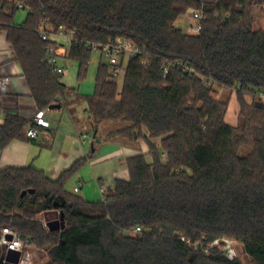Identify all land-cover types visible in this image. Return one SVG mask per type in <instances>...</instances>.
<instances>
[{"label": "trees", "instance_id": "trees-1", "mask_svg": "<svg viewBox=\"0 0 264 264\" xmlns=\"http://www.w3.org/2000/svg\"><path fill=\"white\" fill-rule=\"evenodd\" d=\"M18 3L29 10L20 26ZM200 8L207 20L199 34L176 26ZM257 9L264 0H0V27L40 112L82 100L94 133L122 122L106 140L149 148L127 160L128 181L117 180L94 202L66 190L86 159L56 181L32 166L0 171V239L10 227L47 252L51 264H242L210 248L227 238L264 264V29L255 28ZM47 20L54 29L76 30L70 59L79 83L89 72V43L129 40L143 55L128 62L121 89L100 64L93 95L81 96L45 63L49 43L39 31ZM217 89L236 95V127L226 123L229 102L214 97ZM30 127L7 117L0 150L27 140ZM49 211L59 213L56 230L40 219Z\"/></svg>", "mask_w": 264, "mask_h": 264}, {"label": "crops", "instance_id": "crops-1", "mask_svg": "<svg viewBox=\"0 0 264 264\" xmlns=\"http://www.w3.org/2000/svg\"><path fill=\"white\" fill-rule=\"evenodd\" d=\"M28 13L29 10L26 9L18 10L14 24L22 25ZM5 79L9 80L7 92L1 90V82ZM79 94L91 96L83 95L80 91ZM248 99L252 101L251 97ZM237 111L240 112L239 103ZM38 112L23 69L16 61L13 48L8 42L7 33L0 27V127L9 116L20 117L31 124ZM229 125L236 127L238 117L236 121L231 120ZM103 128L104 125L98 133L95 132L94 137L88 107L82 100L69 107L49 110L45 114L43 125L38 128L36 138L17 140L0 150V171L32 166L56 181L75 163L86 159L87 164L68 181L66 190L78 196L81 194L83 197H80L88 202L98 201L102 199V188L109 189L117 180L130 179L127 167L130 157L149 152L144 141L133 145L118 138L106 140L107 135L117 129L106 131ZM79 184H82V189L76 193L75 188ZM41 216L48 229L56 230L60 227L59 213L49 211ZM19 260L18 252L0 248V264H18Z\"/></svg>", "mask_w": 264, "mask_h": 264}, {"label": "built area", "instance_id": "built-area-1", "mask_svg": "<svg viewBox=\"0 0 264 264\" xmlns=\"http://www.w3.org/2000/svg\"><path fill=\"white\" fill-rule=\"evenodd\" d=\"M220 1V0H215ZM203 4L204 0H198ZM19 10H25L27 7L23 3H18ZM188 17L194 22L189 26V34L197 35L203 29V24L207 20L203 8L192 9L187 13ZM229 17V15H228ZM39 34L44 42L49 43L46 47V65L52 70L56 77L63 76L68 71V61L70 60L71 46L76 42V30H68L64 27L54 29L50 22L47 20L42 25ZM82 44H85L82 42ZM88 49L93 52L98 51L103 57L107 58L106 65L110 68V76L113 80L117 81L119 78L125 77L128 62L131 59L139 58L143 55L142 51L129 40H116L109 43H89ZM144 63V62H143ZM179 65V63L177 64ZM167 72V70H165ZM8 79L1 82V90L7 92ZM258 98L264 101V92L258 94ZM47 111H39L31 121V127L28 130L29 138H36L38 136V128L43 125L44 117ZM82 189V184H79L75 188V192L78 193ZM105 189H101L102 198L104 196ZM141 228L136 229V233H140ZM188 246L201 250L205 254H210L209 248H204L201 243H192L190 240L182 239ZM238 242V241H237ZM234 239L223 238L214 241L210 248L217 247L223 252L230 260L236 258L234 254ZM0 248L6 251H15L20 254V260L18 264H34V254L40 251L29 239H22L16 232L10 227H4L2 230V237L0 239Z\"/></svg>", "mask_w": 264, "mask_h": 264}, {"label": "rangeland", "instance_id": "rangeland-1", "mask_svg": "<svg viewBox=\"0 0 264 264\" xmlns=\"http://www.w3.org/2000/svg\"><path fill=\"white\" fill-rule=\"evenodd\" d=\"M21 15H24V13H21ZM256 20H257L256 25H255L256 30L264 29V10H259V9L256 10ZM193 23L194 22L188 17V15H185L177 21L176 26L182 29L185 33H189L188 28ZM106 63H107V58L103 57L98 51H94L87 78L82 83H79L78 63L70 59L68 63H66L69 69L65 75L59 77V81L69 88L77 89L83 95H93L95 91L96 76H97L99 65L106 64ZM117 83L121 89L123 85V78H119L117 80ZM214 97L220 102H229L228 115L226 118V121L228 124L231 123V120L236 121L237 117L239 121V113L237 111L238 103L236 100V95L234 93H231L228 90L217 89L216 92L214 93ZM74 101H75L74 99L71 100V102H74ZM125 126L126 124L122 122L109 123L107 125H104L103 130L110 131L114 129H121V128H124ZM79 196H82V195L79 194ZM40 218L42 222H44L43 217L41 216ZM233 248H234L233 255H235L236 258H238L242 264H254L253 260L245 253L243 245L241 243L236 241ZM33 262L34 264H51V261H50V258L47 252H44V251H39V252L37 251L34 254Z\"/></svg>", "mask_w": 264, "mask_h": 264}, {"label": "water", "instance_id": "water-1", "mask_svg": "<svg viewBox=\"0 0 264 264\" xmlns=\"http://www.w3.org/2000/svg\"><path fill=\"white\" fill-rule=\"evenodd\" d=\"M61 108H62L61 105L56 104V105L51 106L49 110H52V111H53V110L61 109ZM96 133H97V132H96ZM96 133H95V136H94V137H96ZM27 193H28V192H24V193H23V196H25ZM29 193H30V194H34V191L31 190V191H29ZM56 206H58V205H56ZM63 218H64V217H63V214H62V215H61V220H63ZM61 227L63 228L64 225L62 224Z\"/></svg>", "mask_w": 264, "mask_h": 264}]
</instances>
